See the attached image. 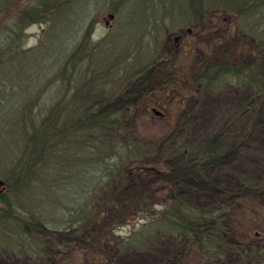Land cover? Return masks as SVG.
I'll list each match as a JSON object with an SVG mask.
<instances>
[{"label": "rangeland", "instance_id": "374dc122", "mask_svg": "<svg viewBox=\"0 0 264 264\" xmlns=\"http://www.w3.org/2000/svg\"><path fill=\"white\" fill-rule=\"evenodd\" d=\"M50 2L0 0V264H166L176 242L151 226V211L139 204L130 211L115 205L107 215L99 212L112 201V174L105 169L127 155L114 149L109 135L98 136L95 148L88 124L73 126L63 114L55 117L54 136L37 153L26 149L29 138L40 134L42 123L50 124L46 119L56 110L80 113L125 92L156 57L180 73L202 55L212 58L225 50H237L240 66L252 64L256 53L249 39L241 41L233 31L248 26L234 14L210 12L200 32L189 16L175 13L173 21L161 6L152 11L150 0H55L47 6ZM257 61L256 70L264 71V56ZM252 94L247 82L233 78L194 98L188 89H168L159 102H144L149 116L140 115L120 142L146 143L176 160L183 150L218 138ZM258 109L222 138L227 160L213 181L241 189L233 235L261 244V250L249 262L212 264H259L264 254V195L249 186L264 181V114ZM179 118L182 127L163 150ZM238 143L240 150L233 149ZM98 155L107 157L100 172ZM96 226L98 240L91 234ZM82 233L86 237L77 238ZM200 251L195 246L174 264H211Z\"/></svg>", "mask_w": 264, "mask_h": 264}, {"label": "trees", "instance_id": "16d2710c", "mask_svg": "<svg viewBox=\"0 0 264 264\" xmlns=\"http://www.w3.org/2000/svg\"><path fill=\"white\" fill-rule=\"evenodd\" d=\"M54 1L47 6L54 5ZM142 1L143 4L146 3V0ZM150 1L152 11H157L155 8L161 6L165 9L166 16L173 21L175 13L178 17L189 16L190 25L200 28V32L204 28V23L208 22L207 15L210 12L224 14L228 12L243 19L246 24L242 25L248 27L234 26L233 31L236 38H240L241 41L249 39L250 51L256 53L253 63L240 66L236 59L237 50H225L217 52L218 54H214L212 58L207 54L202 55L197 64L185 69V74V71L180 73L174 69H167L165 66L167 60L161 61L162 58L156 57L150 68L135 76L125 92L111 94L103 103L100 102L99 107L86 110L82 108L80 113L75 108L68 113L64 109L56 110L54 115L46 119H52L48 121L50 124L42 123L40 134L31 135L26 149L37 153L39 144L45 145L46 142H50L53 138L51 129L56 122L55 117L59 118L64 114L63 121L71 120L69 122L73 126H81L79 128L86 127L82 126L83 124H88L87 127L95 138V148L102 138L98 136L109 135L115 150L122 148L127 152V155L118 156L116 162L108 164V169H105L106 173L112 174L110 189L112 201L108 203L106 210H99L101 215L111 213L115 205L128 211L130 207L134 209L141 206H144V210L147 208L151 211V226H158L163 232L171 233L176 242V249L173 255L167 258L166 264L180 261L179 259L195 246L201 249L202 253L200 251L199 254L211 264L249 262L253 259L252 254L261 250V244L245 242L233 235V214L243 193L241 189L214 182L213 175L214 171L227 160L226 153L229 148L222 138L228 135L253 108L258 107L259 113L264 114V71H257L255 68L257 59L264 56V0ZM189 78L192 86L188 85ZM231 78L247 82L253 88V97L246 106L233 114L215 140L205 141L198 148L183 150L176 160L168 158L162 150L156 151L146 143H139L138 146L132 142L124 145L120 142L123 134H128L133 129L140 115L149 116L147 109L144 108L146 105L144 102L151 98L159 102L168 89L174 92L188 89L191 98H194L198 93L216 88ZM183 121V118L177 120L176 127L170 131L168 139L162 146L163 150L167 143L176 139ZM115 140L118 142H113ZM240 147L241 143H238L233 149L240 150ZM136 153L138 159L134 157ZM105 159L107 157L97 156L95 167L99 172L101 171L99 166L103 161L106 162ZM102 176L103 179L108 175ZM161 181L164 183L160 184ZM158 182L159 185H156ZM194 184L195 186H192ZM249 186L255 195H264V181L251 182ZM2 196L3 194H0V197ZM38 225L43 228L41 224ZM97 229L98 226L91 230L95 240L101 236L99 234L101 229ZM74 232L72 230V233ZM83 234L77 238L86 237ZM262 255L259 264H264V254ZM105 260L108 261V258Z\"/></svg>", "mask_w": 264, "mask_h": 264}, {"label": "water", "instance_id": "95a60500", "mask_svg": "<svg viewBox=\"0 0 264 264\" xmlns=\"http://www.w3.org/2000/svg\"><path fill=\"white\" fill-rule=\"evenodd\" d=\"M109 17H110L111 19H113L114 15L110 14ZM3 184H4V182H3L2 180H0V185H3Z\"/></svg>", "mask_w": 264, "mask_h": 264}, {"label": "flooded vegetation", "instance_id": "af4514ba", "mask_svg": "<svg viewBox=\"0 0 264 264\" xmlns=\"http://www.w3.org/2000/svg\"><path fill=\"white\" fill-rule=\"evenodd\" d=\"M191 29H189L188 31H190Z\"/></svg>", "mask_w": 264, "mask_h": 264}]
</instances>
